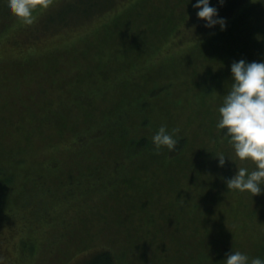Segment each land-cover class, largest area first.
Listing matches in <instances>:
<instances>
[{
	"label": "rangeland",
	"instance_id": "374dc122",
	"mask_svg": "<svg viewBox=\"0 0 264 264\" xmlns=\"http://www.w3.org/2000/svg\"><path fill=\"white\" fill-rule=\"evenodd\" d=\"M53 1L57 0H49L48 6L52 7ZM131 1V4H116L104 15L94 16L92 21L87 19L91 22L79 20V25L74 24L59 33H55L59 30L57 25L45 30V25L39 24L46 8L37 7L33 10L32 22L40 27L34 28L38 34L33 36L36 34L31 31L34 26L27 29L28 24L9 11L7 0H0V264H82L78 250L82 252L101 244L110 245L117 251L125 250L128 264H197L193 260L195 256L192 258L196 253L195 245L199 240L208 243L206 229L211 227L220 242L219 252H211L208 247L211 258L216 255L224 258L226 252L237 249L250 255L254 249L257 252L264 241L262 234L256 235L257 228L250 238L243 226L244 223L246 226L250 223L257 227L261 225L264 234V191L253 196L246 190H239L238 196L236 191H231L227 203L220 207L209 197L201 198L204 187L196 186L193 180L196 178L208 185V181L213 182L216 176L207 175V172L194 175L189 172L190 166L179 170L177 162L168 173L157 169L150 160L145 165L151 173V181L154 180L157 186V193L146 199L151 201L148 214L158 216L155 210L164 207L163 214L181 218L179 222L183 229L178 235H173L174 231L171 232L166 224L156 229L157 225L146 219L138 221L139 215L129 221L111 220L117 216L115 206L123 207L116 202L117 195H122L123 191H113L114 184L109 185L107 179L92 187L89 206L83 209L80 206L83 199L73 202L62 199L66 192L63 183L69 181L68 173L77 175L78 169H90V173L98 174L99 178L97 166L111 162L114 157L111 154L119 153L114 145L106 147L92 142L77 148L71 143L77 132L90 129L96 123L94 120H98L102 109L114 112L115 102L122 103L127 110L122 123L126 135L120 139L119 148L126 147V139L137 134H154L150 131L165 124L168 129L178 128L174 134L187 137L186 148L199 167L203 166L200 163L203 157L197 155L202 148L208 159L203 161L210 169L218 165L215 153L226 155L225 163L219 165L221 170L217 172L229 177L238 167L249 170L255 167L251 160L235 156L228 140L217 142L220 130L215 127V121L217 108L231 86V62L241 57L249 61L264 59V53L259 55L252 46L249 49L244 46L250 38L264 43L261 31L248 35L261 25L259 13L264 10V3L257 0L235 20L236 32L232 34L237 33L235 39L240 46L234 47V41L228 39L230 34L225 33L216 36L212 46L209 38L185 52L173 49L176 52L163 58L159 65L152 57L163 43L157 36L169 34L168 24L182 21L186 24L188 7L193 0ZM183 14L186 16L181 20ZM50 19L47 24L52 26ZM100 22L103 23L91 32V26ZM150 25L152 29L149 30ZM101 26L104 27L101 34L97 38L92 36ZM50 31L55 34H49ZM79 32L88 34L87 38L74 39L73 34ZM13 35L20 38H11ZM174 36L170 35L168 41H173ZM97 58L102 63L99 67L95 66ZM75 71L83 74L81 88L85 102L80 101L65 108L70 110L60 112L59 116H65V120L56 129L50 123L52 119L57 121L50 106L57 107L59 101L72 104V98L76 96ZM19 79L22 84L16 86ZM168 82L170 88L167 91H161L142 110L140 105L137 106L148 90ZM208 83H216L219 89L203 90ZM201 92L206 94L201 96ZM21 98L25 99L22 103ZM87 104L98 109L96 116H99L93 122L85 117ZM135 111L132 119L131 114ZM49 114L54 115L52 119ZM38 117L42 123L36 122ZM107 156L111 158L108 162ZM221 177L224 179L223 175L217 176L216 183ZM92 179L94 181V177ZM103 188L106 190L102 191ZM231 196L241 200L236 203ZM245 202L250 204L246 206ZM93 203L96 204L94 208L91 207ZM127 210L126 205L124 212ZM219 211L223 214L222 221L218 217ZM248 213L255 216L250 223ZM146 230L150 232L144 242L141 237ZM195 232L198 233L192 238ZM139 237L140 241L136 243L144 251L138 246L137 249L126 247L131 244V238ZM69 248L72 253L66 255Z\"/></svg>",
	"mask_w": 264,
	"mask_h": 264
},
{
	"label": "trees",
	"instance_id": "16d2710c",
	"mask_svg": "<svg viewBox=\"0 0 264 264\" xmlns=\"http://www.w3.org/2000/svg\"><path fill=\"white\" fill-rule=\"evenodd\" d=\"M257 0H223V3H220L219 0H210V3L215 4L218 8V15L223 16L226 18L225 23L226 26L221 29L219 24H216L212 27H206L204 18H198L196 16V8L190 5L188 7L187 15L188 19L186 21V24L184 23H179L177 24L172 23L168 24V27L166 30H168L169 34L164 35L161 34V38L158 35L159 39H162L163 43L161 46L158 47L157 51L153 53L152 57L155 59L154 61L158 62L159 65L162 64V59L166 57H170L173 55L177 50H181V52H185L188 48L194 47L195 45L199 44L200 42L211 38L210 46H212L215 42V37L216 36H222L225 33L230 34V37L228 38L229 40H233V46L237 47L240 46V43L235 39L236 34H232L234 31L236 32V27L234 25L235 20L237 17H239L242 13L247 11V9L250 8L252 3H255ZM122 2H128L131 4V0H57L52 2V7L48 6L45 10V15L42 19L40 20L39 24L45 25L44 29H54L55 26L56 28H59V30L55 31L56 32H61L63 30H66L67 27L71 28L74 27L75 25H79L80 22L79 20H84L86 22H91L94 16H102L104 15L107 11L111 10L116 6V4H121ZM8 8V7H7ZM51 8H54L53 10H50ZM49 9V11H48ZM55 15V18H54ZM40 14L37 16V19L39 18ZM186 15H182L181 20H184V17ZM51 18L50 20L56 21V22H51L50 25L47 24V19ZM56 19V20H55ZM87 19L91 20L88 21ZM146 21V20H145ZM73 22V24H71ZM76 22V23H74ZM259 22L261 25H258V29L251 30L249 34H255L256 32L264 33V10L259 13ZM34 22H31L28 24L27 29L30 28L31 25L34 26ZM103 22H100L97 25L91 26L90 30L92 32L93 29L96 27H99ZM166 23V22H165ZM40 25L34 26L31 31L36 32L35 29H39ZM26 28V27H25ZM35 28V29H34ZM104 27L101 26L99 31H95L92 36H97L100 33V31ZM152 29V26L150 25L149 30ZM89 30V31H90ZM259 30V31H258ZM27 30H25L26 32ZM54 32L52 33L50 31L49 34H55ZM38 33L34 34L33 36H36ZM88 35V34H87ZM87 35H83V33L79 32L76 34H73L74 39H82V38H87ZM170 35H176L173 37V41L171 42L168 41V37ZM32 36V35H31ZM15 37V39H19V36H11V38ZM45 37V36H44ZM43 37V40H44ZM248 37V36H247ZM250 37V36H249ZM225 38V37H224ZM223 38V39H224ZM68 42V41H67ZM90 45L93 46V42L91 40ZM37 46V45H36ZM36 46H34V49H36ZM246 48H252L254 51H256L259 55L260 53H264V43L263 42H254L251 41L248 44L244 45ZM173 49H176V51H172ZM24 51V50H20ZM108 54V53H107ZM111 55V53H109ZM219 55L220 52H218ZM159 58V59H158ZM101 59L97 58V64L95 66L102 65ZM107 60V59H106ZM223 60V59H222ZM257 60V59H255ZM226 59L224 58L223 62H225ZM91 67V64L88 66V68ZM144 66H142L143 68ZM224 66H222L223 68ZM141 68L140 67H137ZM132 69V68H131ZM136 69V70H137ZM88 71V69H86ZM224 70V68H223ZM48 71V70H47ZM74 78L76 80H73L74 83V93L75 97L72 98V104L71 105H66L59 101V105L57 107H52L50 106V110L52 111V114L56 115L57 121H54L52 119V114H49L52 121H50L51 124H54L55 128L61 123H63V120H65V116L60 117L59 113L64 111H68L70 109H65L67 107H70L72 105H76L78 102L82 101L85 102L84 100V93H83V88L82 86V80L83 79V74L82 71H75L73 73ZM191 80V79H190ZM68 82V80H67ZM184 83L188 84V81L185 80ZM22 81L21 79L17 80L16 86L21 85ZM30 84H33L30 83ZM197 87L200 88V86L197 85ZM211 87L210 90H218L219 85L216 83H208L207 85L204 86L203 90L206 88ZM33 88H35L33 86ZM170 88L169 82L161 85L159 88H152L148 90L144 97L140 99L141 104L140 109L144 108L145 105L148 104L149 101H151L155 96H157L161 91H167ZM206 93L201 92V96H203ZM39 95V94H38ZM32 97V94L27 97L29 100ZM24 98H21L20 101H24ZM90 104V103H89ZM86 111V118L89 121H92L93 119L98 118L99 114L96 113L98 109L96 106L91 105L89 106L87 104V108L85 109ZM102 112L98 118L97 121L94 120L93 123L94 125L89 129L85 128L84 131H79L77 132L78 134L72 139L71 143L76 144L77 148H79L82 145L92 143L93 144H104L106 147H111V145H114L115 148L119 150L118 154H111L114 156L111 162L109 163H102L97 166L96 171L99 173V178L98 174H91L90 169L83 170V169H78V174L74 175L73 172L68 173L69 181H64V186H65V195L62 199L73 202L76 200H85L84 203L80 204V206L83 208L89 206L88 205V196L90 193H92V187L98 182L102 181L103 179H107V182H109V185H113V191L118 193H121L123 191L122 195H117L116 202H119L123 204L122 209L118 205L117 207L115 206V210L117 211V216H114L116 218H113L111 220L113 221H129L131 218L133 219L135 216L139 215L138 221L141 219H146L148 222L154 223V225H157L156 229H159L160 227L163 228V225H167L173 235H178L180 231L183 229V225L179 222L181 218L171 216L170 214L166 213L163 214L164 207H161L159 210H155L158 212V216H155V214H148L149 211V206L151 205V201H146L147 198H149L152 194L157 193L156 191V182L154 180L151 181V173L147 171V164L148 161H151V164L155 165L157 169L160 170H165V172L168 173L172 169L173 163L177 162L179 170H184L190 166V171L194 175H201V172H207V175L211 176H224V179H220L219 182L216 183V179L211 182L208 181V185H205V182L198 180L194 178V184L198 187H201V191H203L202 195L200 196L201 198L203 197H209L211 198L212 202L218 203L219 206H223L227 203V200L230 198L229 193L231 191H236V194L238 196V193L240 192L239 190H234L233 188H227L226 184V178H228V174L226 173H218L217 171L221 170V166L216 165L214 168H208L204 162V158H206V153L204 154V151L201 149L199 154L197 156L203 157L201 159V164L203 165L202 167L197 166L193 161L192 153H189L187 150V145H188V140L187 137L184 135H177L174 134L178 137L177 139V144L173 149H168L166 146H161L159 150L156 149V146L154 145L151 137L152 133L150 134H141L140 136L137 134V136L130 137L128 140L126 139V147L119 148L118 145L120 143V139L125 138L124 135H126L124 131V127L122 123L125 120L127 110H125L124 105L122 103L115 102L114 104V112L112 111H107L106 109H102ZM137 111L133 112L131 114L134 118V115ZM64 115V114H62ZM49 117V119H50ZM35 117H33L34 119ZM36 122H41L42 120L38 117L36 119ZM35 121V119H34ZM93 122V121H92ZM50 125V124H49ZM154 131L150 132H155L156 129H153ZM217 142L221 140H227V137L224 135L223 131L220 130L218 132V137H217ZM128 141V142H127ZM203 151V153H201ZM108 155V154H107ZM203 155V156H202ZM196 156V155H195ZM107 161H110L111 158L108 156L106 157ZM198 158V159H199ZM139 159V161H138ZM200 161V160H199ZM233 167L230 166V169ZM144 169L146 172H143ZM208 170V171H206ZM203 176V175H202ZM92 177H94V181H92ZM150 181V182H149ZM97 187V186H96ZM106 190L105 188L102 189V191ZM237 196H231V198L235 199V202L237 203V200H241ZM92 198V197H90ZM125 198V200H124ZM93 199V198H92ZM250 202H245L244 205H248ZM126 205L128 206V210L124 212ZM161 205V204H160ZM198 205V204H196ZM96 206L95 203L91 206L94 208ZM264 207V203H263ZM124 209V210H123ZM134 212H139V213H134ZM134 213V215H133ZM220 213V211H219ZM133 215V216H132ZM170 217V218H169ZM219 219L222 221L223 219V214L220 213L218 215ZM255 217V216H254ZM254 217L250 215L249 213L247 214V221L250 223L253 221ZM122 219V220H120ZM264 224V222L262 223ZM221 226V225H220ZM242 226V225H241ZM243 226L248 230L250 238H253L255 235L254 229L257 228L256 235L262 234V237H264V234L261 232V225L260 226H255L252 223L246 226L244 223ZM264 226V225H263ZM65 227L67 228V224H65ZM139 230V229H138ZM143 231V230H142ZM141 231V232H142ZM158 230H156L157 232ZM206 237L208 239V243L205 244L202 241L199 240V243H196L195 245V251L196 253L192 256L194 262L197 264H224V260L221 255H216L215 258H211V255L208 251V247L210 246V251L214 252L217 251L219 252V238L216 232L214 231V228L211 227L209 229H206ZM149 231H144L142 232V237L144 242L147 240L145 239V236L149 234ZM198 232H195L192 235V238L197 234ZM132 241H130L131 244L127 245L126 247L128 248H135L137 249V246L140 248V250H145L142 246H139L138 241H140L139 238H131ZM264 240V239H263ZM163 243L161 242V245ZM198 245V246H197ZM212 246V249H211ZM89 247V246H87ZM255 252L251 253L249 258L253 256H261L264 258V241L262 244L258 246V251L256 252V249H254ZM125 251V250H124ZM124 251L122 248L120 250H116L114 247H111L110 245H98L94 246L91 248H87L86 250H83L82 252L78 250V255H80V261L82 264H128L125 256ZM52 252V251H51ZM72 253V249L69 248L67 251L66 255ZM191 254V252L189 253ZM221 254V253H219ZM211 259V261H210ZM222 259V262H221ZM79 262V261H78ZM165 262V259L164 261Z\"/></svg>",
	"mask_w": 264,
	"mask_h": 264
},
{
	"label": "clouds",
	"instance_id": "9594fccd",
	"mask_svg": "<svg viewBox=\"0 0 264 264\" xmlns=\"http://www.w3.org/2000/svg\"><path fill=\"white\" fill-rule=\"evenodd\" d=\"M219 2L223 3V0ZM48 5L49 0H7L9 11L26 24L33 21L34 9L47 8ZM192 6L196 8V16L204 18L206 27L219 24L223 29L226 26V18L218 15L217 6L210 0H193ZM230 77L231 86L217 108L215 127L223 131L235 156L251 160L255 167L251 170L238 167L231 177L226 178V184L227 188L246 190L253 196L264 191V59H234L230 64ZM176 132L178 128L168 129L167 125L161 124L151 137L156 149L161 146L173 149L178 139L174 135ZM214 155L218 157V165L225 163L224 153ZM223 260L224 264H264L261 256L249 258L246 252L238 249L226 252Z\"/></svg>",
	"mask_w": 264,
	"mask_h": 264
}]
</instances>
